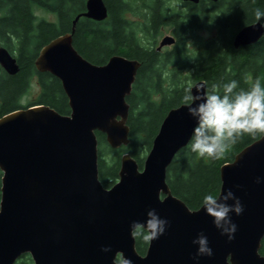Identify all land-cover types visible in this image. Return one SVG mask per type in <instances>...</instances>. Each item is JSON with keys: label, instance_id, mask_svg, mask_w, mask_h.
I'll return each instance as SVG.
<instances>
[{"label": "water", "instance_id": "obj_1", "mask_svg": "<svg viewBox=\"0 0 264 264\" xmlns=\"http://www.w3.org/2000/svg\"><path fill=\"white\" fill-rule=\"evenodd\" d=\"M106 17L103 0H86L70 32L43 46L34 61L38 72L60 81L68 115L35 105L0 117V264H15L26 254L33 264H117L121 253L132 264H193L196 248L191 242L200 232L208 237L213 254L201 257L199 264H264L259 253L264 237V134L220 167V189L232 188L244 206L232 217L237 230L231 242L203 209H189L166 183L167 168L189 144L194 126L183 104L163 118L141 169L124 153L116 183L108 189L100 183L96 132L111 149L128 145L126 97L140 67L121 55L95 65L75 50L77 21ZM263 35L264 25L254 22L236 33L232 45H253ZM174 42L164 36L156 51ZM0 67L9 75L18 72L15 57L2 47ZM201 84L203 80L190 86L193 94ZM256 177H261L260 184ZM149 208L169 226L140 255L129 224L143 221ZM102 246H110L111 252H101Z\"/></svg>", "mask_w": 264, "mask_h": 264}, {"label": "trees", "instance_id": "obj_2", "mask_svg": "<svg viewBox=\"0 0 264 264\" xmlns=\"http://www.w3.org/2000/svg\"><path fill=\"white\" fill-rule=\"evenodd\" d=\"M103 2L106 19L97 22L80 18L72 36L73 47L95 65H104L113 55L140 63L126 97L128 145L111 149L105 136L96 132L98 178L108 189L118 180L122 154L128 153L142 168L163 118L170 109L182 105L185 89L196 81L207 82L206 90L213 83L231 80L238 82V89H249L257 79L264 86V35L253 45L236 49L232 45L240 29L257 22L254 10H264V0H199L197 4L180 0ZM85 3L86 0H0V47L10 52L18 65L14 75L0 67V117L35 105L48 106L61 115L70 113L60 81L49 73L38 72L34 61L43 46L70 32L75 17L85 11ZM35 7L55 15V20L37 19ZM168 28L175 37L174 45L169 50L156 51L157 38ZM201 30L212 36L189 48L185 42L187 33ZM33 80L38 92L23 102ZM262 135L243 136L215 161L192 153L188 144L167 168L170 191L189 209H198L203 194L220 189V167L232 162L240 150ZM147 246L135 239L138 254L144 255ZM259 253L264 256V237ZM15 264L33 263L26 254Z\"/></svg>", "mask_w": 264, "mask_h": 264}, {"label": "clouds", "instance_id": "obj_3", "mask_svg": "<svg viewBox=\"0 0 264 264\" xmlns=\"http://www.w3.org/2000/svg\"><path fill=\"white\" fill-rule=\"evenodd\" d=\"M254 17L257 23L264 22V10L255 9ZM204 84L195 86V94L192 87L185 89L181 99L187 114L194 121L189 141L192 153L215 161L243 136L264 134V86L259 79L247 90L238 89L236 80L213 83L206 91L203 90ZM254 182L260 184L261 177H256ZM198 208L203 209L221 236L228 242L234 239L237 225L232 217L239 216L244 206L232 188L206 192ZM168 226L166 218L161 217L154 208H149L143 221L130 222L129 235L150 244L164 235ZM191 243L196 248L195 255L191 257L193 264H199L201 257L212 256L208 237L203 232L197 233ZM100 251L109 253L111 247L102 246ZM117 264H132V261L121 253Z\"/></svg>", "mask_w": 264, "mask_h": 264}, {"label": "rangeland", "instance_id": "obj_4", "mask_svg": "<svg viewBox=\"0 0 264 264\" xmlns=\"http://www.w3.org/2000/svg\"><path fill=\"white\" fill-rule=\"evenodd\" d=\"M178 3H179V1H178ZM34 14H35L37 19H45V20H48V21H54L55 18H56L55 15L50 14V13L46 12L45 10L39 8V7H35L34 8ZM167 35L172 36L171 31H170L169 28L162 30L161 35L156 40L155 46H157L158 43L160 42V40L164 36H167ZM211 36H212V33L209 32V31H206V30L192 31V32H188L187 33L185 42L187 43V46L190 48L193 43H196V42L201 41V40L208 39ZM169 49H171V46L164 47L162 51L169 50ZM37 92H38V87H37L36 81L33 80L31 82L29 93L27 94V96H25L23 98V102L29 101L31 98L36 96Z\"/></svg>", "mask_w": 264, "mask_h": 264}, {"label": "flooded vegetation", "instance_id": "obj_5", "mask_svg": "<svg viewBox=\"0 0 264 264\" xmlns=\"http://www.w3.org/2000/svg\"><path fill=\"white\" fill-rule=\"evenodd\" d=\"M173 37H174V36H173ZM174 39H175V37H174ZM174 43H175V42H174ZM157 46H158V45H157ZM157 46H156V47H157ZM162 50H163V48L161 49V51H162Z\"/></svg>", "mask_w": 264, "mask_h": 264}]
</instances>
